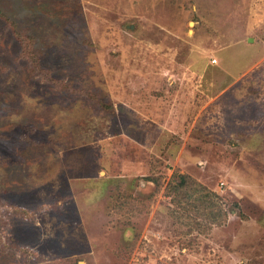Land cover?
Masks as SVG:
<instances>
[{
	"label": "rangeland",
	"instance_id": "obj_1",
	"mask_svg": "<svg viewBox=\"0 0 264 264\" xmlns=\"http://www.w3.org/2000/svg\"><path fill=\"white\" fill-rule=\"evenodd\" d=\"M0 264H264V0H0Z\"/></svg>",
	"mask_w": 264,
	"mask_h": 264
},
{
	"label": "trees",
	"instance_id": "obj_2",
	"mask_svg": "<svg viewBox=\"0 0 264 264\" xmlns=\"http://www.w3.org/2000/svg\"><path fill=\"white\" fill-rule=\"evenodd\" d=\"M165 190L167 191L168 196H172L171 202L175 204H178L181 201H187L190 204L189 206H195V202L199 200L200 207L208 210V220L212 224H219L222 219L224 220L225 218V213H221V208H218L216 211H214L218 206L216 207L217 204L213 199L218 198V196L212 194L207 189H205V187L199 185L186 175L179 176L178 182L176 183H168ZM197 191L203 192L204 196L202 198L192 199L193 194Z\"/></svg>",
	"mask_w": 264,
	"mask_h": 264
}]
</instances>
